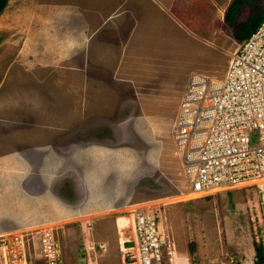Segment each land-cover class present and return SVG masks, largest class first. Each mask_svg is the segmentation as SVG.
<instances>
[{
    "label": "rangeland",
    "instance_id": "1",
    "mask_svg": "<svg viewBox=\"0 0 264 264\" xmlns=\"http://www.w3.org/2000/svg\"><path fill=\"white\" fill-rule=\"evenodd\" d=\"M43 1L7 0L0 11V233L56 223L64 264H121V230L131 229L127 215L143 205L170 238L173 263L165 264H254L263 235L257 188L187 195L170 136L183 80L222 76L239 41L232 30L254 6L244 3L222 26L209 0H183L180 21L209 43L167 19L161 29L176 39L169 81L87 92L66 87L79 76L52 58L48 26L28 17ZM139 93L153 104L143 109ZM127 96L137 103L126 105ZM97 126L106 130L93 132Z\"/></svg>",
    "mask_w": 264,
    "mask_h": 264
},
{
    "label": "built area",
    "instance_id": "2",
    "mask_svg": "<svg viewBox=\"0 0 264 264\" xmlns=\"http://www.w3.org/2000/svg\"><path fill=\"white\" fill-rule=\"evenodd\" d=\"M170 136L189 191L257 188L264 248V15L228 52L222 76H188ZM129 212L132 236L120 242V263H173L170 238L150 207ZM59 227L43 222L1 235L2 264H64ZM97 246L104 249L103 243Z\"/></svg>",
    "mask_w": 264,
    "mask_h": 264
},
{
    "label": "crops",
    "instance_id": "3",
    "mask_svg": "<svg viewBox=\"0 0 264 264\" xmlns=\"http://www.w3.org/2000/svg\"><path fill=\"white\" fill-rule=\"evenodd\" d=\"M182 1L45 0L33 4L32 14L26 5L22 11L24 17L29 12L28 17L32 16L34 24L43 21L41 25L48 26L49 40L56 43L52 58L64 61L62 68L68 70L66 75L71 78L79 76V81L66 83L71 91L76 87L87 92H116L119 83L137 91L142 84L170 79L167 72L176 59V52L170 48L176 45V39L168 37L161 29L165 20L170 19L177 27H182L205 44L209 43L205 37L194 34L190 25L180 21L178 9ZM209 2L213 4L214 21L218 20L224 26L227 22L223 20V14L230 0ZM188 76L178 91L175 109ZM171 88L175 89L176 84ZM138 98L143 109L155 100L144 93H139ZM135 103L134 97H126V105ZM114 225L118 235L115 217ZM11 231L0 233V236ZM121 231L123 240L132 236L131 229L126 230L129 234Z\"/></svg>",
    "mask_w": 264,
    "mask_h": 264
},
{
    "label": "trees",
    "instance_id": "4",
    "mask_svg": "<svg viewBox=\"0 0 264 264\" xmlns=\"http://www.w3.org/2000/svg\"><path fill=\"white\" fill-rule=\"evenodd\" d=\"M6 1L7 0H0V11L4 7ZM244 3H249L254 6V9L241 24L234 27L232 30L233 37L239 41L245 38L256 27L264 15V0L258 5L255 4V0H230L224 10L223 20L227 23H231L239 8ZM253 263L264 264V248L259 242H257L254 247ZM235 264H240V262H236Z\"/></svg>",
    "mask_w": 264,
    "mask_h": 264
},
{
    "label": "bare ground",
    "instance_id": "5",
    "mask_svg": "<svg viewBox=\"0 0 264 264\" xmlns=\"http://www.w3.org/2000/svg\"><path fill=\"white\" fill-rule=\"evenodd\" d=\"M186 192L188 193L187 195L189 196H196V195H200V192H192L189 191L188 189H186ZM128 217H130L129 215H127ZM123 218H118V226L120 225L119 222L122 220ZM18 230V229H14L13 231ZM19 231V230H18ZM120 240H122V237L120 236Z\"/></svg>",
    "mask_w": 264,
    "mask_h": 264
},
{
    "label": "water",
    "instance_id": "6",
    "mask_svg": "<svg viewBox=\"0 0 264 264\" xmlns=\"http://www.w3.org/2000/svg\"><path fill=\"white\" fill-rule=\"evenodd\" d=\"M106 130V128L104 126H97V128H92V131L93 132H96V131H99L101 134ZM259 200H260V206L261 208H263V203L261 202V197H260V194H259Z\"/></svg>",
    "mask_w": 264,
    "mask_h": 264
}]
</instances>
